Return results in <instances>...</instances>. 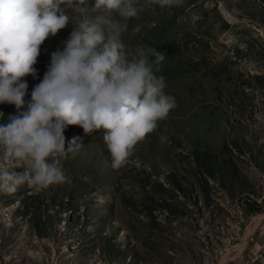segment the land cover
<instances>
[{"label": "rangeland", "instance_id": "374dc122", "mask_svg": "<svg viewBox=\"0 0 264 264\" xmlns=\"http://www.w3.org/2000/svg\"><path fill=\"white\" fill-rule=\"evenodd\" d=\"M62 9L71 21L41 45L21 111L83 18ZM127 23L126 51L166 54L176 107L118 169L103 130L69 126L82 147L67 183L0 193V264H264V0H184Z\"/></svg>", "mask_w": 264, "mask_h": 264}, {"label": "clouds", "instance_id": "9594fccd", "mask_svg": "<svg viewBox=\"0 0 264 264\" xmlns=\"http://www.w3.org/2000/svg\"><path fill=\"white\" fill-rule=\"evenodd\" d=\"M183 2L94 0L90 6V0H0V104L18 112L0 123V193L13 194L25 184L40 192L67 183L63 161L82 147L79 137L66 140L69 126L86 135L103 130L112 167L127 162L176 103L164 91L165 77L157 75L166 54L144 47L128 52L122 34L145 8L171 9ZM62 5L83 18L64 50L52 53L48 71L21 111L28 91L24 78L36 76L41 45L71 21ZM88 12L98 14L84 15Z\"/></svg>", "mask_w": 264, "mask_h": 264}]
</instances>
